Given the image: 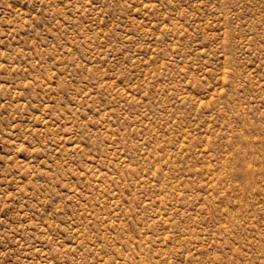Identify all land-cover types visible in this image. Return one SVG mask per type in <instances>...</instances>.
Masks as SVG:
<instances>
[{"label":"rangeland","instance_id":"374dc122","mask_svg":"<svg viewBox=\"0 0 264 264\" xmlns=\"http://www.w3.org/2000/svg\"><path fill=\"white\" fill-rule=\"evenodd\" d=\"M0 264H264V0H0Z\"/></svg>","mask_w":264,"mask_h":264}]
</instances>
